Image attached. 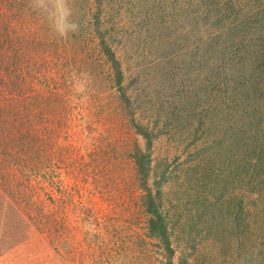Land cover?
Returning a JSON list of instances; mask_svg holds the SVG:
<instances>
[{
    "label": "rangeland",
    "instance_id": "1",
    "mask_svg": "<svg viewBox=\"0 0 264 264\" xmlns=\"http://www.w3.org/2000/svg\"><path fill=\"white\" fill-rule=\"evenodd\" d=\"M1 71L0 264H264V0H0Z\"/></svg>",
    "mask_w": 264,
    "mask_h": 264
},
{
    "label": "trees",
    "instance_id": "2",
    "mask_svg": "<svg viewBox=\"0 0 264 264\" xmlns=\"http://www.w3.org/2000/svg\"><path fill=\"white\" fill-rule=\"evenodd\" d=\"M4 58H7L8 59L7 65H16V62L18 60V53L15 54V55H11V56H7L6 55V56L3 57V60H4ZM110 59L113 61L114 65H115L114 66V69L116 70V74L118 75L117 81H118L119 84H121V80H122V77H123L122 76V71L120 69L119 61L115 57L114 52H111L110 53ZM11 70L12 71L10 73V76H13L14 75L13 72H17L16 71V66L15 67H12ZM3 74H5V73H3L1 71L0 72V80H1V78L3 76ZM7 83H8V85H10L12 83V81L11 80L10 81L7 80ZM1 84L2 83L0 81V91L2 90L1 89V86L2 85ZM120 87H121V85H120ZM8 90H9L8 91L9 94L5 93V99L4 98H0V109H1V112L2 113H8V114H10V113H14V112L20 110L21 108H19V109H17V108L22 106V105L19 104V103H22V102L18 98H16L14 96L15 89L8 88ZM22 108L25 109V110H27V112L25 114L23 113L22 116L19 117V120H20V122H26V123H28L29 120L31 119V115H32L31 113H29L30 105L24 104L22 106ZM12 117H13V115H12ZM0 121H1V119H0ZM21 131H22V129L19 130V132H21ZM141 132L144 135V137L146 138L147 144L148 145H151L152 144V141H153L152 140V136H151L152 134H150V132H148V131H146V132L145 131H141ZM1 133H2V128L0 127V157H1V153H2V151H1L2 150L1 149V140H3V139H1V137H2ZM12 139L13 138L9 139V141H12ZM139 155H138V157L135 158L136 163H137V167L139 168L140 171H144L145 168H146V166H147V164H148V162L150 163V161L147 159L145 153H143V154L142 153H139ZM2 165H3V163L1 162V158H0V169L2 168L1 167ZM16 178H17V175H13V177H11V179H13V180H16ZM153 197H154L153 195H150L149 207L152 208L151 210H157V207L155 205L156 203H155V200H154ZM151 228L152 229L153 228L154 229H157L158 228V229H160V232L161 233H163L164 235L167 234L166 233V226L161 224L159 227H157L155 225L154 220H152V222H151ZM262 260L264 261V259H262ZM168 264H173V263L169 262Z\"/></svg>",
    "mask_w": 264,
    "mask_h": 264
}]
</instances>
